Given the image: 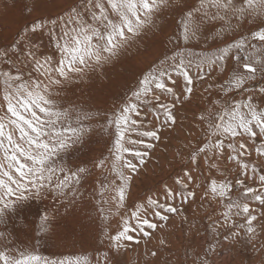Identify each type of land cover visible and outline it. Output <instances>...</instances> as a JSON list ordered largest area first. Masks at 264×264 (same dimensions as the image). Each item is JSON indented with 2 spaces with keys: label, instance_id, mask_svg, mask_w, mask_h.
<instances>
[{
  "label": "snow or ice",
  "instance_id": "1",
  "mask_svg": "<svg viewBox=\"0 0 264 264\" xmlns=\"http://www.w3.org/2000/svg\"><path fill=\"white\" fill-rule=\"evenodd\" d=\"M171 2L174 0H81L79 6L70 8L58 18L33 22L30 31L46 30L58 56L41 55L39 45L27 46L22 53L23 67L28 69L27 78L17 63L6 59L8 51H0V63L9 68L0 69V225L6 227L10 217L27 201L38 200L48 191L59 196L65 195L68 189L75 191L74 186L80 184L88 170L67 167L64 156L84 144L91 131L85 122L93 120L95 114L64 107L58 99L59 89L114 58L131 39L151 26ZM245 21L250 25L259 24L249 34L211 52L193 53L180 49L166 56L143 75L126 102L107 117L103 128L109 134L114 133L109 169L114 179L101 185L99 195L102 199L98 203L111 202L117 211L124 206L132 178L127 173L134 174L138 168L126 155L139 164H143L148 155V151L127 145L151 149L150 141H159L161 128L175 124L173 107L181 102V97L189 99L196 80H204L214 70L222 74L231 59L234 68L228 78L215 87L222 97L235 93L244 98L212 100L217 111L210 107L206 114L198 117L206 129L204 143L191 153L190 159L193 170L202 159L209 171L214 170L223 177L221 180L212 178L203 197L220 201L225 209L220 213L223 224H228L236 210V216L243 214L244 223L236 225L232 221L231 226L242 229L249 239L259 234L254 222L264 217V0H199L198 5L179 21V39L187 44L197 38L203 25L216 22L223 24L216 29V36L222 39ZM18 44L12 46V53L18 54ZM179 80L183 81V89L177 94ZM211 87L209 85V89ZM164 97L171 103L162 102ZM161 111L163 124L148 129L141 119L142 114H151L159 121ZM133 134L140 139H132ZM225 152L227 161L238 169L235 180L228 179L218 163ZM107 160L109 158L105 157L96 166L104 167ZM248 181L255 186H250ZM194 183L191 172H185L184 179L176 181L182 191L167 189L166 201L179 197L186 203L194 198L195 192L188 190ZM235 189H242L241 195L246 202L232 199ZM108 193L113 194L108 196ZM250 204L259 206V216L257 208ZM177 211L171 203L149 198L146 205L137 204L130 216L122 217L120 231L111 236L105 231L104 236L111 241V247L119 250L126 246L122 242L135 240L133 233L148 238L149 230L158 227L147 218L149 212L156 219L167 221L166 214ZM100 213L101 219L107 221L103 207ZM50 224L48 215L41 216L38 234L46 233ZM219 226L222 225L210 228L215 232ZM9 236L0 231V243L4 245L0 247V264H91L86 256L57 261L41 255L38 249L10 246ZM214 250L210 246L209 251ZM97 264H108V255L105 253ZM194 264L209 262L202 258Z\"/></svg>",
  "mask_w": 264,
  "mask_h": 264
},
{
  "label": "rangeland",
  "instance_id": "2",
  "mask_svg": "<svg viewBox=\"0 0 264 264\" xmlns=\"http://www.w3.org/2000/svg\"><path fill=\"white\" fill-rule=\"evenodd\" d=\"M198 2L199 0H174L168 8L158 14L151 26L146 27L139 36L131 39L114 58L103 66L87 72L83 77L66 82L59 89L61 95L58 99L64 107H75L95 114L93 120L85 122L91 127L86 138L99 136L105 142L103 125L106 124L107 117L126 102L143 75L166 56H171L180 49L193 53L211 52L249 34L259 24L257 22L250 25L245 21L238 29L234 28L232 32L226 33L222 39L216 36V29L223 26L222 22L205 24L197 38L185 44L179 39V21L187 11L193 10ZM80 3L81 0H0V51L7 50L9 54L6 59L17 63L27 78L28 69L23 67L24 56L22 55L27 46L39 45L41 55L58 56L46 30L33 33L30 31L32 23L58 18L70 8L79 6ZM233 24L235 25V21ZM17 42H19L17 48L19 55L11 51L12 46ZM233 68L234 64L229 59L222 74L214 70L210 76L206 75L204 80L197 79L189 99L183 100L181 97V102L173 107L175 124L161 128L159 141H150L153 144L151 149L127 145L129 148L135 147L141 151H148V155L144 158L143 164H139L134 158L126 155L127 159H133V162L137 163L138 168L134 174L127 173L132 178L126 191L123 209L115 210L114 226L121 228L122 217L130 216L137 204L146 205L149 198L165 203L167 189L173 192L182 191L176 181L184 179V173L189 170L195 183L189 185L188 190L194 191L195 196L188 199L186 203L179 197L167 201L178 209L175 214H166L169 216L168 221L155 220L154 215L149 212L147 218H150V221L163 225L161 228H166L164 238L160 242L145 241L141 235L133 234L138 237L139 243L135 240L130 243L124 241V245H127L124 248L117 250L111 247L114 250L111 258L117 264H194L202 258H206L209 264H215L218 263L217 260L220 262L224 257L227 264H261L262 255L260 258L259 248L264 247V223H262L264 217L254 222L259 229V234L251 239L242 229L231 226L232 221H235L236 225L244 223L243 214L236 216V210L228 224L224 225L220 213L225 209L220 201L212 200L210 197L203 198L210 180L212 178L221 180L223 177L214 170L209 171L202 159L193 170L190 159L191 153L204 143L206 129L198 117L202 113L206 114L210 107L213 111H217L211 103L212 100L244 98L235 93L230 94L229 97H222L219 89L215 87L228 78ZM0 69L9 70L5 63H0ZM192 75L195 77V70ZM209 85L213 87L209 89ZM182 89L183 81L179 80L176 86L177 94H180ZM205 89L209 90L205 91ZM162 102L171 103V100L164 97ZM141 119L148 129H155L163 124L162 111L159 121L151 114H142ZM131 138L140 139L135 134ZM146 142L149 141L146 140ZM101 146L104 144L95 142L92 148H101ZM79 147L77 149H80ZM105 157L109 158L105 166L97 167L87 177L90 179V184L97 186L98 192L101 190V185L114 179L109 171L111 156L107 153L102 158L99 155L95 158L93 155L89 156L96 165ZM252 159H255L254 155ZM218 163L221 170L226 171L227 178L235 180L239 174L238 169L227 161V152ZM248 184L255 186L251 181H248ZM241 193L242 189H235L231 193L232 199L240 203L246 202ZM47 194L50 193L46 192L45 195ZM250 207H256V214L259 216V206L250 204ZM214 225L222 226L217 227L213 232L210 226ZM233 232H239L240 235L233 236ZM210 246L215 250L209 251ZM153 252L156 253L155 256L152 255Z\"/></svg>",
  "mask_w": 264,
  "mask_h": 264
},
{
  "label": "bare ground",
  "instance_id": "3",
  "mask_svg": "<svg viewBox=\"0 0 264 264\" xmlns=\"http://www.w3.org/2000/svg\"><path fill=\"white\" fill-rule=\"evenodd\" d=\"M104 136L105 142L99 136H95L94 138L87 137L84 144L80 147L78 146L80 149H77V147L64 156L63 162L66 163L67 167L73 170L78 167H84L88 170L86 174H83L80 184L74 186V192L72 189H68L65 195L59 196L48 191L47 193L50 194H44L38 200L32 199L27 201L10 217L6 227L0 225V231L10 234L9 238L12 241L10 246H28L32 249H38L41 255L57 261L64 258L74 260L77 257L86 256L91 264H97V261L106 253L108 255V264H117L111 258V253L114 251L111 248V241L104 236L105 231L111 236L121 230V228L114 226L116 209L111 202L106 205L98 203L102 198L97 191V186L90 184V179L87 178L91 174V171L97 169L96 164H93V160L89 159L90 155H93L94 158L98 155L102 158L106 153L108 156H112L111 149L114 133L109 134V132H105ZM95 142L104 144V146H101V148L95 147L94 149L92 145ZM112 194L108 193L107 195L110 196ZM101 207L105 209V215L108 216L107 221L101 219ZM43 215L49 216L51 224L46 233L38 234L37 226L40 223V217ZM157 225L158 227L154 231L149 230L150 236L148 238L143 236L141 238H145V241L156 240L160 242L166 234V228H161L159 224ZM134 237L137 240L138 237ZM122 243L124 244V242ZM3 246L0 243V247ZM259 254L260 258L262 255V259H260L261 264H264V247L262 249L259 248ZM217 261L218 263H214L227 264L225 257L220 262L219 260Z\"/></svg>",
  "mask_w": 264,
  "mask_h": 264
}]
</instances>
